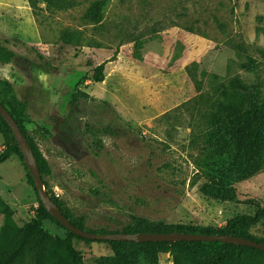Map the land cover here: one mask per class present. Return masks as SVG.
Instances as JSON below:
<instances>
[{"label": "rangeland", "instance_id": "1", "mask_svg": "<svg viewBox=\"0 0 264 264\" xmlns=\"http://www.w3.org/2000/svg\"><path fill=\"white\" fill-rule=\"evenodd\" d=\"M101 2V21L86 13ZM33 12L27 0H0V40L19 59L0 65L5 97L27 102L23 123L48 162L51 194L86 230L122 232L151 225L224 227L264 207V163L234 184L238 202L201 195L203 116L217 89L234 81L264 102V0H73L65 9ZM137 48V52H136ZM104 67V81L89 78ZM252 61V66L249 61ZM201 83L200 93L186 73ZM77 91L90 98L71 104ZM112 127L111 135L103 129ZM10 145L0 132V154ZM264 161V142L262 144ZM57 195V196H56ZM0 197L18 226L37 216L38 196L17 155L0 162ZM2 217L0 216V226ZM42 228L64 240L52 220ZM251 232L264 237V219ZM82 264L113 255L107 243L72 238ZM171 253L158 264H173ZM207 263V261H201Z\"/></svg>", "mask_w": 264, "mask_h": 264}, {"label": "trees", "instance_id": "2", "mask_svg": "<svg viewBox=\"0 0 264 264\" xmlns=\"http://www.w3.org/2000/svg\"><path fill=\"white\" fill-rule=\"evenodd\" d=\"M33 12L43 10L41 4L48 9H65L73 4V0H27ZM102 3L91 5L86 17L93 23L101 21ZM264 35V27L260 29ZM8 41L0 40V65L17 63L19 56L7 47ZM137 52V48H136ZM115 60V55L97 65L89 78L83 77L78 84L86 80L94 83L104 81V67L107 62ZM252 66V61H249ZM196 64L186 68V73L194 84L197 93L202 90L201 83L192 73ZM217 97L213 101L206 100L209 111L203 116L204 132L200 135L198 155L195 158L197 167L202 171L203 182L198 192L208 198L237 203L238 195L234 184L246 180L256 174L263 166L264 142V102H260L254 90L244 87L240 81H234L232 89L219 86ZM90 96L77 91L71 97V104ZM203 98L200 93L190 103L194 104ZM0 104L12 116L21 133L29 144L37 161L40 175L49 172V165L40 151L34 138L26 131L23 123L30 121L27 102L12 98L8 100L4 89L0 86ZM0 132L9 137L10 145L0 154V162L10 154H15L23 163V158L15 144L10 128L0 116ZM112 127L103 129V134L111 135ZM29 183L32 179L27 171ZM44 189L50 199L59 207L63 216L75 227L95 234H106L104 230H86L84 216H74L55 198L48 184L43 180ZM34 188V186H33ZM35 189V188H34ZM36 192V191H35ZM37 194V193H36ZM38 200L37 216L28 223L18 226L14 220L15 211L0 197V264H82L80 254L72 246V238H79L67 231L64 240L48 234L42 228V221H55ZM253 215H237L229 219L224 227L216 230L181 225H151L145 220L126 226L122 232L115 233H184L203 235H225L240 237L256 243L264 244V237L251 232L264 219V207L259 204ZM62 227V226H61ZM85 240V239H83ZM100 242V241H96ZM111 247L113 255L102 256L96 264H158L159 254L171 253L173 264H264V251L250 247L230 245L220 242H178V243H134V242H100ZM207 261V263H201Z\"/></svg>", "mask_w": 264, "mask_h": 264}, {"label": "water", "instance_id": "3", "mask_svg": "<svg viewBox=\"0 0 264 264\" xmlns=\"http://www.w3.org/2000/svg\"><path fill=\"white\" fill-rule=\"evenodd\" d=\"M0 116L10 128L13 133L15 144H17L20 151L23 163L25 164L27 171L32 179L33 186L37 193L39 200L41 201L43 208L47 213L57 221L64 229L77 237L89 241L100 242H134V243H178V242H220L230 245L250 247L260 251H264V244L256 243L251 240L243 239L240 237H232L225 235H203V234H184V233H106L95 234L87 232L73 226L62 214L59 207L50 199L44 189V183L42 176L40 175L37 161L33 155V152L27 143L25 137L21 133L18 125L13 120L12 116L7 110L0 104Z\"/></svg>", "mask_w": 264, "mask_h": 264}, {"label": "built area", "instance_id": "4", "mask_svg": "<svg viewBox=\"0 0 264 264\" xmlns=\"http://www.w3.org/2000/svg\"><path fill=\"white\" fill-rule=\"evenodd\" d=\"M57 196V195H56Z\"/></svg>", "mask_w": 264, "mask_h": 264}]
</instances>
